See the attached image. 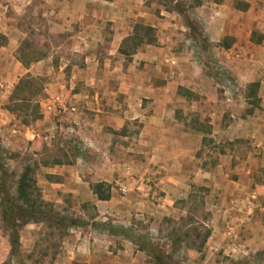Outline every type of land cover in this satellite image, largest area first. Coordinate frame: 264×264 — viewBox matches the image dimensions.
I'll return each instance as SVG.
<instances>
[{"label": "rangeland", "instance_id": "rangeland-1", "mask_svg": "<svg viewBox=\"0 0 264 264\" xmlns=\"http://www.w3.org/2000/svg\"><path fill=\"white\" fill-rule=\"evenodd\" d=\"M67 1L0 0V46L4 47L0 50V109L9 110L13 118L3 126V130L0 129V147L6 151L3 166L8 173L0 186L1 199L14 201L15 181L24 168H28L36 189L32 197L37 195L40 212L74 220L76 224L75 227H68L66 222L57 224L50 221V217L22 224L17 232L18 263L17 259L10 256L4 221L0 219V264H264V240L259 251L241 255L236 247L241 242L230 238L232 235H221L225 230L220 231L218 240L210 236L216 229V221H222V216L218 210L208 207L203 186L184 187L180 194L169 192L167 188L163 192L148 189L143 185H149L152 176L146 182L142 178H134L138 170L133 166L131 171L127 169L129 173H126V177L116 176L111 184L103 183L104 186L99 190L104 194L108 192L109 200L96 202V198L93 197V201L89 195V189L92 191L95 184L90 180V174L94 172L100 177V174L110 172L106 165L98 166L96 159H101L100 154H87V157L81 154V159L76 162L74 154L77 146H69L71 156L66 158L65 141L58 130L51 131L49 145L42 143L37 151L29 149L25 137L12 132L21 126L29 127L40 119L41 111L48 105L57 111L60 106L77 108L74 96L80 93L90 101L89 97L96 90L102 93L106 90L117 92L109 94V99H114V104L115 101L122 103L124 94L120 92L123 87L118 84L121 80L116 79L117 74L152 75L153 71L128 55L144 50L145 43L155 42L157 37L163 38L164 42L172 40L175 47L184 46L183 41L189 42L195 57L193 64L187 63L190 71L200 70L207 74L206 78L213 77L207 87L216 99L222 98L223 86L227 89L231 103L237 106L242 98L235 96L236 93L232 94L234 91L230 89H242L245 84L243 80L249 78L256 67L262 68V64L264 68V0H201L214 1L220 6V14L207 21H197L194 17L199 0ZM68 4L86 12H97V16H100L97 23L109 32L113 25H129L134 26L133 34L119 45L118 52L109 48L108 42L97 44L92 51L98 65H94V70L90 65L85 66L84 73H77V68L81 69L80 53L58 47L63 37L59 33L62 20L49 13L64 9ZM213 8L216 12L217 7ZM20 10V15H15ZM113 11L135 15L144 13V16L130 18L128 23V17L123 13L105 17L104 14H113L110 13ZM89 20L90 17H86L83 22L89 24ZM155 21L168 25L167 29L159 33L156 27H149ZM173 23L187 30L177 31L171 27ZM11 26L19 30L18 33H10L20 40V45L15 49L6 48L9 36L2 34L6 32L8 35ZM202 26H208L212 36L216 34L214 32H221V39L209 41V33H203ZM215 27L218 31H214ZM194 29L201 34L200 38H194L191 32ZM165 38L168 40L165 41ZM164 53L174 55L176 52L165 48ZM47 56L50 59L41 74L20 75L14 69V61H18L21 67H29L31 63ZM64 61H68L69 65H64ZM167 72V68L161 65L155 71L159 75ZM101 76L104 78L100 79ZM241 78L243 80L238 82V86L234 81ZM249 101L255 102L253 99ZM85 107H91V101ZM175 130L178 131L177 128ZM123 131L130 135L135 134L137 129L134 125ZM237 144L241 145V142L226 141L227 148ZM112 155L113 159L122 157V154ZM127 156L137 160L143 155L130 153ZM37 163L43 166L57 165L59 170L68 165L73 169L72 174L77 172L83 176L81 180L85 183L75 184V178L68 177L70 183L66 187L74 189L71 186H77L75 193L65 191L48 195V190L42 185L43 166L40 168ZM19 223L15 222L14 225ZM102 223L127 230L129 234H120L118 231L111 234L91 226ZM132 234L143 238L142 245L152 252L151 255L138 250Z\"/></svg>", "mask_w": 264, "mask_h": 264}, {"label": "crops", "instance_id": "crops-1", "mask_svg": "<svg viewBox=\"0 0 264 264\" xmlns=\"http://www.w3.org/2000/svg\"><path fill=\"white\" fill-rule=\"evenodd\" d=\"M199 1L194 11L197 21L214 19L220 14V6L217 3ZM213 7H217L216 12ZM17 9L19 11V8ZM20 13L21 10L15 15ZM49 13L61 17L62 20L59 33L63 37L58 47L80 53L81 69L78 67L77 73H84L85 66L90 65L94 70V65H98L92 51L97 44L108 42L109 48L118 52L119 45L133 34L134 26L129 25H113L109 32L97 23L100 19L97 12H86L70 5ZM110 13L113 14H104L105 17L123 12ZM124 15L128 17V23L130 18L139 15L143 17L144 13L135 15L130 12ZM86 17H90L89 24L83 22ZM149 27H156L160 33L167 29L168 25L155 21ZM171 27L177 31L187 30L174 23ZM201 29L203 33H209V41H219L222 37L221 32L210 35L208 26H202ZM214 29L218 31L217 27ZM10 30L8 35L6 32L2 34L9 36L6 48L15 49L20 45V40L10 33H18L19 30L16 26H11ZM168 38H165V41ZM174 43L172 40L164 42L163 38L157 37L155 42H146L144 50L128 55L137 59L138 64L141 63L153 71V74H117L116 79L121 80L118 84L123 87L120 92L124 94L122 103L115 101L114 104V99H109V94L114 95L117 92L106 90L102 93L96 90L89 97L91 107L86 108L90 101L86 95L80 93L74 96L78 107L73 106V113L67 111V106H60L57 111L52 105H48L41 111L40 119L29 127L21 126L16 130V134L27 139L28 142L25 143L30 150L37 151L42 143L48 146L51 142V131L58 130L65 141L66 158L71 156L69 146L72 145L77 146L74 154L76 162L81 159V154L84 157H87V154H100L101 159L95 158L98 166L106 165L110 172L100 174V177L92 172L90 180L95 184H111L116 176L126 177L127 169L131 171L134 166L138 170L134 178H142L146 182L152 176L150 184L143 185L148 189L163 192V189L167 188L169 192L180 194L184 187L203 186L207 193L204 200L207 201L208 207L218 210L222 216V221H216V229H213L210 236L218 240L220 231L225 230L221 235H232L230 238L241 242L236 246L241 255L253 254L259 251L262 247L261 241L264 240L263 65L260 64L262 68L256 67V71L246 80L241 78L234 81L238 86L241 80L245 83L240 90L238 87L230 89L234 91L232 94L236 93L235 96L242 98L236 106L231 103L227 89L223 86L222 98L216 99L215 94L207 87L208 81L213 77L206 78L207 74L200 70L190 71L188 64H193L195 57L189 42L183 41L184 46L176 47ZM3 48L0 46V50ZM165 48L173 49L176 53L167 55L164 53ZM49 59L48 56L39 59L29 67H21L18 61H14V69L20 72V75H38L43 72ZM67 64L68 61H64V65ZM160 65L165 66L168 72L163 75L155 73ZM250 99L255 102H250ZM12 120L11 113L0 109L1 130ZM134 125L137 129L135 134L121 132ZM226 141H240L241 145L227 148ZM130 153L143 156H139L137 160H132L131 156L125 157ZM112 154H122V157L113 159ZM37 165L40 168L43 166L39 163ZM61 168L63 172L57 169V165L42 167V185L48 190V195L65 191L75 193L77 186H71L74 189L66 187L70 183L68 177L75 178V184L85 183L81 180L83 176L77 172L72 174L73 169L68 165ZM110 190L112 191V188ZM89 195L91 200L96 198L90 189ZM109 197L110 195L107 200L96 198V202L108 201Z\"/></svg>", "mask_w": 264, "mask_h": 264}, {"label": "trees", "instance_id": "trees-1", "mask_svg": "<svg viewBox=\"0 0 264 264\" xmlns=\"http://www.w3.org/2000/svg\"><path fill=\"white\" fill-rule=\"evenodd\" d=\"M191 32L194 35V38L196 39L200 38L201 34L199 32H196V30ZM5 156H6V151L0 147V186L3 183V181L8 177V173L6 172L3 166V161L5 159ZM103 186L104 185L101 183H97L92 186L93 194L96 196L98 200L108 199L109 196L108 192L104 194L99 190ZM35 190L36 189L34 187V180L30 176V171L28 168H24V170L19 174V176L15 181L14 201H16L17 203L10 199H5V198L1 199L2 193L0 192V208H1V216H2V218L0 219L1 221H4V228L6 229V233H7L10 256L14 259H17L18 263H20V258H19L20 256L18 252L19 245H18L17 232L22 224H25L29 221L30 222L38 221V219H43L44 217H48V218L50 217L49 220L57 224H60L59 222L62 221V222H66L68 227L76 226L74 220L62 219L53 215L48 216L47 214L40 212L37 195L36 197H32V195H34ZM13 213L14 215H12ZM12 221L14 223L15 222L18 223L20 222V223L19 225L16 224L14 225ZM13 226L15 229H13ZM91 226L94 228H102V230H106L108 233L111 234L114 231H118L120 234H125V235L129 234V231L127 230H123L121 228H114L113 226H110V224H106V223L91 224ZM132 237L135 239V242L138 245V250L142 252L144 251L148 255L152 254L151 251H148L143 247L142 242L144 240L142 237L136 234H132Z\"/></svg>", "mask_w": 264, "mask_h": 264}, {"label": "built area", "instance_id": "built-area-1", "mask_svg": "<svg viewBox=\"0 0 264 264\" xmlns=\"http://www.w3.org/2000/svg\"><path fill=\"white\" fill-rule=\"evenodd\" d=\"M1 87V86H0ZM67 111L69 112V113H73L74 111H75V109L73 108V107H69V108H67ZM12 132H14V133H16V131H12Z\"/></svg>", "mask_w": 264, "mask_h": 264}]
</instances>
